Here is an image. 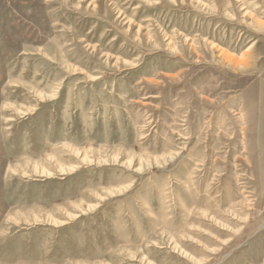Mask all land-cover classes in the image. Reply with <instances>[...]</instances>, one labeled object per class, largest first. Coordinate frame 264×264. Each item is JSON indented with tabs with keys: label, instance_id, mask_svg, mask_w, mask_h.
I'll use <instances>...</instances> for the list:
<instances>
[{
	"label": "rangeland",
	"instance_id": "1",
	"mask_svg": "<svg viewBox=\"0 0 264 264\" xmlns=\"http://www.w3.org/2000/svg\"><path fill=\"white\" fill-rule=\"evenodd\" d=\"M0 264H264V0H0Z\"/></svg>",
	"mask_w": 264,
	"mask_h": 264
},
{
	"label": "bare ground",
	"instance_id": "2",
	"mask_svg": "<svg viewBox=\"0 0 264 264\" xmlns=\"http://www.w3.org/2000/svg\"><path fill=\"white\" fill-rule=\"evenodd\" d=\"M232 58V57H231Z\"/></svg>",
	"mask_w": 264,
	"mask_h": 264
}]
</instances>
